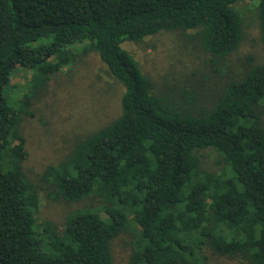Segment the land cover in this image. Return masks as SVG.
Returning a JSON list of instances; mask_svg holds the SVG:
<instances>
[{
  "label": "trees",
  "instance_id": "1",
  "mask_svg": "<svg viewBox=\"0 0 264 264\" xmlns=\"http://www.w3.org/2000/svg\"><path fill=\"white\" fill-rule=\"evenodd\" d=\"M238 1L0 0V264H264V62L248 57L202 101L156 93L120 46L191 29L226 75L244 37ZM256 15L264 47V0ZM78 50L121 81L120 112L31 173L22 121ZM17 65L31 75L12 104L3 88ZM43 198L81 205L57 221L38 215Z\"/></svg>",
  "mask_w": 264,
  "mask_h": 264
},
{
  "label": "rangeland",
  "instance_id": "2",
  "mask_svg": "<svg viewBox=\"0 0 264 264\" xmlns=\"http://www.w3.org/2000/svg\"><path fill=\"white\" fill-rule=\"evenodd\" d=\"M244 25V37L228 56L226 75L216 73L207 64L209 54L189 37L193 30H160L141 40H124L120 46L136 61L142 73L154 84L156 93L175 94L186 88L200 93L202 101L220 88L229 77L243 71L248 57L253 63L264 62V47L259 37L256 15L257 0H242L234 4ZM74 61L63 67L49 81L47 88L36 95L31 106L32 115L25 116L21 127L28 152L24 166L29 172H42L55 163L78 139L104 126L120 112L123 85L112 76L94 51H76ZM220 68V67H219ZM221 69L224 67L221 65ZM31 72L14 67L9 87L3 96L14 104L21 95V87L29 82ZM12 86V87H10ZM215 152H206L207 167L218 169ZM80 203H62L43 198L38 215L41 218L62 220L64 214ZM119 241L114 246L120 258L125 259L127 248ZM210 264H239L236 260L210 254Z\"/></svg>",
  "mask_w": 264,
  "mask_h": 264
}]
</instances>
